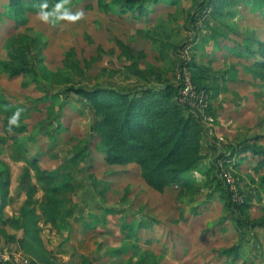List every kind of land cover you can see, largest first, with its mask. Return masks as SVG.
<instances>
[{
	"label": "rangeland",
	"instance_id": "1",
	"mask_svg": "<svg viewBox=\"0 0 264 264\" xmlns=\"http://www.w3.org/2000/svg\"><path fill=\"white\" fill-rule=\"evenodd\" d=\"M198 1L200 0L155 3L151 15L137 22L130 12L123 13L120 8L118 11H105L99 6L98 0H83L69 7L74 13H83L82 18L75 23L61 21L53 25L41 21L38 12H29L27 23L20 26L4 14L9 0H0L2 14L0 57H6L4 43L9 36L18 33L30 35L39 33L45 41L40 56L44 58L43 63L49 69L58 71L63 68L68 53L74 52L83 66L88 61H92V67L88 70L84 82L89 88L98 83L123 89L142 87L144 81L139 80L125 68L130 61L123 53V45L136 57L140 53L144 54L140 64L141 69H148L149 66H153L156 70L161 69L166 80L183 86L189 77H192L189 68L183 67L182 62L192 59L193 50L190 43L196 32L199 35L214 34L212 30L204 28L207 17V21L213 27L217 26L225 32V35L220 37L221 47L227 43L231 46L242 43L243 33L247 29L253 31L257 39L264 40V10L251 11V3L246 4V0H230L232 4L228 5L227 10H234V14L222 20L213 18L209 9L208 14L198 21L194 30L192 23L189 22V15L194 11L192 9ZM155 28L164 32L159 41L146 36V31H153ZM167 35L170 38H167ZM163 41L181 48H167V55L163 57ZM197 42L199 43L200 40ZM213 45L214 43L210 41L205 49L207 57L202 58L200 52L197 60L203 63L209 60L215 71L228 70L232 65H236L237 74L236 79L229 81L226 84L227 88L222 89L217 96L206 93V97L203 96L199 103L188 98L191 108L187 112L194 111L202 116L207 130L205 152L210 150L209 144L219 147L211 150V155H208L204 162L206 165H210L217 158L220 149L230 145L237 146L248 139L252 143L264 146V78L257 77L245 68L253 59L245 60L237 55L225 57L228 51L225 48L214 50ZM107 69L118 72L112 74L107 72ZM25 81L24 76L11 77L7 73H0V95L5 96L13 104H23L31 110L29 118L25 120L28 129L23 134L24 139L29 136L34 126L41 125L48 118L46 104L40 103L38 108H33L36 105L35 99L44 93L36 87L35 82L26 86ZM224 82L225 79L222 80V83ZM74 97L78 98L75 95ZM197 98L194 97L195 100ZM81 108L86 111L80 113L78 110L70 109L69 106L65 107L61 121L67 127V132L60 136L57 143L53 144L47 135L39 136L35 142L27 140V155L30 158H38L42 169L60 172L62 170L59 174L64 187L63 210L58 220L60 230L51 223H43L45 231H41L43 243L49 244L52 252L58 253L61 246L68 248L70 240L71 242L75 240L73 236L70 239L69 234L74 233V225L79 218L94 220L93 216L86 217L88 210L85 209L86 205L80 208L79 202H76L74 210L69 209L73 207L71 200L79 201V198L89 197V192L84 191L85 188L89 185L92 187L100 185L101 189L105 187L104 200L123 210V213L114 216L112 228L115 230L119 231L122 216H125L129 222L141 216L145 220L153 221L152 224L156 227L161 224L169 227L161 228L160 233L157 230L156 237L160 236V239H154L148 227L139 230L140 251L148 249L157 253L159 264H264V227H250L248 230L250 233L246 235L231 219L221 223L222 218L231 213L226 211L219 193L215 192L210 196L211 191L205 189L197 201L189 203L185 198H180V188L177 185L167 188L163 193L153 190L141 178V172L136 165L115 166L116 168L113 167L115 170H111L112 168L104 161L93 158L97 152L95 143L99 141V137L94 133L95 115L91 109ZM4 118V113L0 112V159L7 162L10 167L9 197L13 198L5 208L4 214L8 218L9 212H19L27 199V193L21 183L29 164L14 157L13 141L10 138L5 142L1 140L6 137ZM79 148H85L87 152L91 151L92 155L90 153V157L81 156L74 159ZM256 158L242 163L238 168L221 164L219 171L220 180L225 185H229L236 201L243 202L246 197H251L250 221L264 219V186L259 183L260 177L264 175V169L255 170ZM29 170L32 184L38 188L34 197L42 200L44 194L42 185L38 183L35 171L32 168ZM193 177L198 181L203 180V175L199 171L193 172ZM80 183L84 184V188L80 185L74 189V185ZM97 196L102 199L99 194ZM39 210L41 211V208L37 205V213ZM68 210L73 212L70 213ZM39 224L37 229L41 228ZM87 233L91 232L88 230ZM6 234L0 235V259L19 251L27 255L16 240V236L9 239L8 232ZM33 237L30 236L31 241L36 242V238ZM148 237L155 242L147 243ZM109 239L108 243L113 249L129 245L132 241L130 234L121 231L110 236ZM87 240L89 244L86 245L85 250H89L90 244H97L94 238L88 237ZM237 244L243 245L246 249L242 256L234 259V256L223 253L225 249ZM76 252L80 253L78 250ZM134 253L135 249H132L128 254L111 260L106 256H97L99 253L96 255L98 258L95 257L98 259V264H127V260L132 255L134 261L139 257ZM50 256L52 258V255ZM51 258L50 261L54 262ZM90 259L92 260L91 257Z\"/></svg>",
	"mask_w": 264,
	"mask_h": 264
},
{
	"label": "trees",
	"instance_id": "2",
	"mask_svg": "<svg viewBox=\"0 0 264 264\" xmlns=\"http://www.w3.org/2000/svg\"><path fill=\"white\" fill-rule=\"evenodd\" d=\"M83 0H66V7H71L75 3ZM169 1L177 3L178 0H98L99 6L105 11H120L132 13L134 20L140 22L147 19L152 13V6L155 3ZM60 0H9L6 5L5 15L14 23L24 25L27 23L29 12H38L39 5L47 3L51 10ZM251 3V11L264 10V0H246V4ZM230 0H204L198 1L193 7L189 22L194 30L198 21L208 14L215 19L222 20L224 17L234 14V10H227ZM0 19L2 14L0 13ZM204 24V28L212 30L214 34L199 35L196 32L192 39L193 56L191 61L183 60L182 66L188 67L191 73L193 84L199 91L217 96L229 81L236 79V65H232L228 70L215 71L210 61L205 63L197 60L198 56L205 58L206 45L211 41L214 43L213 49L225 48L228 53L225 57L237 55L245 60L253 59L252 63L245 68L254 73L257 77L264 78V40L257 39L254 32L245 30L243 42L231 46L228 43L221 47L220 37L225 35L223 30L217 26H212L209 21ZM57 22L56 24H59ZM164 32L155 28L153 31H146V36L154 41L161 40ZM167 38H170L167 35ZM200 40L198 43L197 41ZM45 41L41 34L30 35L28 33H18L9 36L4 43L7 51L6 57H0V73H7L11 77L24 76L25 85L29 86L35 82L36 87L44 95L35 99L34 109L38 104H46L48 118L41 125H36L30 131L29 136L24 139V132L28 129L26 119L30 116V109L23 104H13L3 95H0V112L4 113V131L6 137L3 142L10 138L14 157L25 160L29 164L22 179V187L27 193V199L22 207L21 215L15 218L5 217V208L13 201L9 197L10 167L7 162L0 159V235L6 234L5 227H12L24 230L25 237L21 240L22 248L40 261L46 260L49 264L50 254L39 250L42 248L41 238L37 232L40 222L53 224L58 230V220L61 218L63 210V184L60 181L59 170L49 171L40 167L38 158H30L28 154L27 140L35 142L39 136L47 135L53 144L57 143L60 136L67 132V127L62 123V114L66 106L72 110L84 113L86 110L81 107L91 109L95 115L94 133L99 137L95 143L98 153L104 155V161L108 165H127L135 163L139 165L141 176L152 189L163 193L167 188L177 185L180 188L179 196L189 203L197 201L199 195L205 189L211 191L210 196L215 192L219 193L224 201L226 211L231 213L222 218L221 223L233 220L246 235L249 229L262 226L264 219L250 221L249 208L251 197H246L243 202L236 201L229 185H225L220 180L221 164L233 165L238 168L251 159L256 158L255 170L264 169V146L251 140H246L237 146L230 145L220 149L218 156L206 165L204 162L212 149H219L215 144H209L210 150L205 152V139L208 138L207 130L203 118L195 112H187L188 105L180 101V91L182 86L166 80L164 71L154 69H141L140 64L143 58L142 53L135 54L123 48V53L130 61L125 68L144 81V86L131 89L115 88L98 83L88 87L84 82L87 78L88 70L92 67V61H88L85 66L76 57L74 52L68 53L64 67L58 71H53L43 63L44 58L40 56ZM181 48L172 43H162L163 57L167 55V48ZM94 61V60H93ZM112 74L118 71L106 70ZM228 75V77H226ZM226 77V78H225ZM225 82L222 83V80ZM77 96L78 98L74 97ZM49 103V104H48ZM23 109L19 117L18 126L9 127V118L17 111ZM49 122V124H48ZM78 157H90V151L79 148ZM215 151V150H214ZM73 160V159H72ZM30 168L35 171L38 183L42 185V200L35 199L38 188L32 184ZM199 171L203 175V180L198 181L192 178V173ZM254 181V180H253ZM255 182V181H254ZM259 183L264 186V175L260 177ZM37 205L41 208V213H37ZM105 212L116 214L123 213L122 209L104 208ZM103 223L106 220H102ZM153 222V221H152ZM150 219L143 220L135 217L131 222L122 216L120 222L121 231L130 234L132 241L129 245H123L110 251L111 256H122L135 249L134 255H138L136 261L134 256L130 257L127 264H159L158 256L151 250L140 251L139 230L152 226ZM30 236L36 238V242L31 241ZM33 237V238H34ZM44 250V249H43ZM246 249L243 245L237 244L225 249L224 254L234 256V259L242 256ZM35 258H31L32 264H39ZM44 258V259H43ZM0 264H8L0 259ZM81 264H93L88 256H84Z\"/></svg>",
	"mask_w": 264,
	"mask_h": 264
},
{
	"label": "crops",
	"instance_id": "3",
	"mask_svg": "<svg viewBox=\"0 0 264 264\" xmlns=\"http://www.w3.org/2000/svg\"><path fill=\"white\" fill-rule=\"evenodd\" d=\"M94 122H95V120H94ZM83 149H85V148H83ZM78 153H79V151H77V154ZM91 155H92V152H91ZM93 158H95V159L97 158V160L101 159L102 161H104V155H102V154H100L98 152H96L94 154ZM104 163H106V162L104 161ZM134 165L139 167V165H137L135 163L127 164V165H108L107 164V166L112 168L111 170H115L114 169V168H116L115 166L128 167V166H134ZM139 170H140V167H139ZM140 172H141V170H140ZM141 178H142V176H141ZM80 185H82V188H84L83 187L84 184L80 183L78 185L75 184L74 185V189H76V187L78 188ZM100 187H101L100 185L99 186L96 185V186H93V187L89 185V187L85 188V190H84V191H88L89 192V197L87 199H84V198L80 199L79 198V201L71 200L72 201L71 203H72L73 207H71L69 210H74L76 202H79L78 205L81 206L80 208H82L83 205L87 206L85 208V209H88L87 213H86V217L91 218L93 216L94 220L92 221V219H87V218L86 219L79 218V220H77L76 224L74 225V230H73L74 233L70 232V234H69V238L71 239L72 236H73L75 240L72 241V242L70 240V246H68V248H63L61 246L58 249V253L57 252L56 253L52 252V249L49 246V244L46 243L48 245L47 246L42 241L43 237L41 238V231H45V230H43V226H44L43 222H40L41 224H39V225L41 226V228L37 229L38 230L37 232H38V234L40 233L39 234V237L41 238V245L40 246L42 248L39 247V250H41V252L43 251L42 253H44L46 251L48 254L52 255L51 259L55 262L54 264H81L84 256L91 257L92 261H93V264H98V259H97L98 257L97 256H99V257L100 256L101 257H103V256L105 257L106 256V257H109V260L115 259L116 257H118V256H111L110 254H108L113 249L111 247V245L108 243L109 242L108 239H109L110 236H112L114 234H117V232H120L121 229H120L119 225H118L119 226V228H118L119 231H117L114 228H112V226H113L112 224L114 222V216L116 215V213L105 212L104 211V208H110V209H112V208L113 209H115V208L118 209V208H117V206L108 204L106 202V200H104L105 197H104L103 194H105V192H104L105 187L103 189H101ZM91 191H92V193H91ZM97 194L102 196L101 200L98 198ZM88 205L90 206V208H88ZM7 210H9V209H7ZM69 210H68V212H70V213L73 212V211H69ZM100 210L103 212V214H102V212ZM21 211H22V208L20 209L19 212L18 211H15V212L7 211V212L10 213L8 218L19 217L21 215ZM40 213H41V211L39 210L38 214H40ZM99 217H102V218H99ZM140 218H141V216H140ZM76 219H78V218H76ZM102 220H106V222L103 223ZM143 220H145V219L143 218ZM11 227H12L11 225H7L5 227L6 233L8 232L9 239H13L16 236V238H17L16 240L18 241V243L20 245L21 244L20 243L21 240L24 239V237H25L24 230L20 229V228H16V227H15L16 229H14V228H11ZM165 227L169 228L168 226L162 225V224L159 225L158 227H156L155 225L152 224V226L148 227V229L150 230V234H152L154 236V239H156V238L160 239L161 237L160 236L156 237V234H158V232L160 233L159 230H161V228L165 229ZM170 229H171V227H170ZM88 230L91 232L90 234L87 233ZM157 230H158V232H157ZM139 236L141 238V235H139ZM88 237L90 239H92V238L96 239L98 245L97 244L96 245H91L90 244L89 250H85V247H87L86 245L89 244L88 240H87ZM148 238L149 239H147V241H146L147 243H151L152 244L153 242H155V241H153L152 238H150V237H148ZM157 244H158V242H157ZM66 245H68V244H65V246ZM77 250L80 253H77L76 252ZM25 254H27L31 258H35L32 255H30L29 253H25ZM64 254H66V255H64ZM77 255H79V257H77ZM73 257H75V259ZM76 258H78L79 260H77ZM35 259L37 260V262L39 264H49L48 262H46V260L40 261L39 258H35Z\"/></svg>",
	"mask_w": 264,
	"mask_h": 264
},
{
	"label": "clouds",
	"instance_id": "4",
	"mask_svg": "<svg viewBox=\"0 0 264 264\" xmlns=\"http://www.w3.org/2000/svg\"><path fill=\"white\" fill-rule=\"evenodd\" d=\"M47 8V3L40 4L37 15L41 21L45 23H52L53 25L60 21L75 23L83 16L82 12L74 13L66 7V0H60V2H58L51 10L46 11L45 9ZM22 111L23 109H17V111L9 118L8 124L10 128L12 126H18L19 117Z\"/></svg>",
	"mask_w": 264,
	"mask_h": 264
},
{
	"label": "built area",
	"instance_id": "5",
	"mask_svg": "<svg viewBox=\"0 0 264 264\" xmlns=\"http://www.w3.org/2000/svg\"><path fill=\"white\" fill-rule=\"evenodd\" d=\"M191 81H192V79H191V77H189V79L187 80V83H184V85L182 86L181 93H180V101L183 104L188 105V107H190L189 104H191L189 102V99H191V101H196L195 103H199V100L203 96L206 97V95H205L206 92L205 91H199L197 89V87L193 84V82H191ZM196 96L198 97L197 100L194 99V97H196ZM192 108H194V107H192ZM195 110H197V109H195ZM2 260L7 262L8 264H32L31 258L27 255H24L21 252H15L10 256L2 257Z\"/></svg>",
	"mask_w": 264,
	"mask_h": 264
},
{
	"label": "water",
	"instance_id": "6",
	"mask_svg": "<svg viewBox=\"0 0 264 264\" xmlns=\"http://www.w3.org/2000/svg\"><path fill=\"white\" fill-rule=\"evenodd\" d=\"M94 135V134H93Z\"/></svg>",
	"mask_w": 264,
	"mask_h": 264
}]
</instances>
